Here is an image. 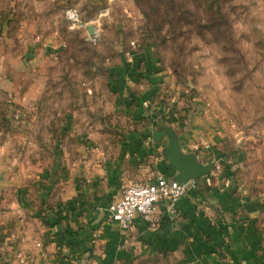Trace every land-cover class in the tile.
Listing matches in <instances>:
<instances>
[{"label":"crops","instance_id":"1","mask_svg":"<svg viewBox=\"0 0 264 264\" xmlns=\"http://www.w3.org/2000/svg\"><path fill=\"white\" fill-rule=\"evenodd\" d=\"M45 1L47 11L39 9ZM89 1L105 2L93 23L109 29L111 3L117 0ZM31 2L40 15H47L51 29L38 26L28 39L22 28L0 20V43H64L52 16L70 0ZM106 44L111 54L104 57V80L107 92L117 98L112 109L128 117L119 124L125 128L118 131L121 135L101 130L73 135L75 149L44 171L48 181L29 184L16 167L8 166L7 133L0 128V264H21L18 253L28 257L27 264H132L149 257H174L178 264H264V206L232 175L231 161L220 156L215 139L206 136L196 115H186L175 104V95L165 92L166 72L152 48L118 37ZM5 81L9 83L5 78L0 86ZM40 92L32 87L19 104L32 110ZM159 117L164 124L157 123ZM163 126L176 131L182 152L193 153L202 163L211 159L214 167L179 200L174 216L168 217L160 203L153 226L136 217L124 230L110 219V202L131 183L148 181L157 173L173 179L177 173L162 154L168 143ZM209 149L216 150V157L204 156ZM58 206V217L38 216Z\"/></svg>","mask_w":264,"mask_h":264},{"label":"rangeland","instance_id":"2","mask_svg":"<svg viewBox=\"0 0 264 264\" xmlns=\"http://www.w3.org/2000/svg\"><path fill=\"white\" fill-rule=\"evenodd\" d=\"M89 2L70 0L67 7L93 23L107 5ZM41 8L48 10L46 1ZM66 8H56L52 16L64 43H0V83L9 82L0 86V128L7 133V164L16 167L23 182L48 181L44 171L75 149L73 135L122 134L118 131L125 128L119 124L128 117L112 109L117 98L107 92L104 80V57L111 54L106 43L118 37L152 48L166 72L164 91L175 95L182 112L196 115L220 156L231 161L232 175L264 206V0H117L111 3L109 29H100L94 43L86 31L68 29ZM40 13L31 0H0V20L22 28L28 39L36 27L53 26ZM34 85L41 90L34 108L22 105L26 112L15 120L11 106L20 105ZM162 122L159 117L157 123ZM210 149L204 156L216 157ZM61 210L46 208L38 216L58 217ZM132 264L178 262L149 257Z\"/></svg>","mask_w":264,"mask_h":264},{"label":"built area","instance_id":"3","mask_svg":"<svg viewBox=\"0 0 264 264\" xmlns=\"http://www.w3.org/2000/svg\"><path fill=\"white\" fill-rule=\"evenodd\" d=\"M63 18L69 30H84L88 34L87 39L90 42L96 41L100 27L83 20L76 8L67 7L63 12ZM88 26L92 27V31L87 30ZM21 106H11V116L15 120L21 119L26 112ZM204 147L207 148V145ZM197 182L198 179L195 178L180 182L157 173L154 178L148 181L131 183L124 187L119 199L110 202L108 206L109 217L124 230L132 226L136 217L141 218L149 226H153L157 219L156 206L163 203L164 213L168 217L174 216L179 200L187 195L190 190L196 189ZM17 258L23 264L28 262V257L23 253H18Z\"/></svg>","mask_w":264,"mask_h":264},{"label":"water","instance_id":"4","mask_svg":"<svg viewBox=\"0 0 264 264\" xmlns=\"http://www.w3.org/2000/svg\"><path fill=\"white\" fill-rule=\"evenodd\" d=\"M88 31H92V27H87ZM162 129L167 135L168 143L163 149V157L176 170L174 180L186 182L188 179H199L208 174L214 167L211 160L202 163L198 161L193 153H184L180 149L179 139L176 131L168 126Z\"/></svg>","mask_w":264,"mask_h":264}]
</instances>
